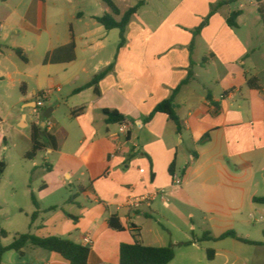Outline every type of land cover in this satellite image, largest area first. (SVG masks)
Here are the masks:
<instances>
[{"label": "crops", "instance_id": "obj_1", "mask_svg": "<svg viewBox=\"0 0 264 264\" xmlns=\"http://www.w3.org/2000/svg\"><path fill=\"white\" fill-rule=\"evenodd\" d=\"M34 1L47 6V0ZM82 1L101 9L57 7L30 14L6 3L8 12L0 19V98L17 93L22 111L16 126L29 130L30 148L32 124L41 128V137L54 135L56 149L41 140V159L49 170V156L57 155L64 165L61 178L69 180L61 184L71 186L67 199L49 205L40 223L32 214L27 234L81 246L87 236L86 264H118L120 245L135 240L147 247L173 246L168 264H264V230L252 237L239 229L245 224L240 210L264 197V65L247 63L251 45L238 34L243 12L238 10L236 27L229 28L230 13L210 14L216 0H144L118 47L119 31L95 20L109 12L104 0ZM111 1L123 14L141 0ZM104 71L95 91H76ZM251 77L261 90L247 86ZM178 86L172 103L177 128L153 112ZM46 89L53 92L39 111L35 103ZM60 109L66 111L64 124L55 116ZM104 110L122 116L126 133L119 123L107 122ZM172 176L181 179L179 187L172 186ZM47 188L42 184L38 191ZM160 189L167 202L155 196L136 209L127 206L130 198ZM110 217L121 231L109 227ZM229 231L258 245L230 237L200 240ZM22 252L16 264H68L29 244Z\"/></svg>", "mask_w": 264, "mask_h": 264}, {"label": "rangeland", "instance_id": "obj_2", "mask_svg": "<svg viewBox=\"0 0 264 264\" xmlns=\"http://www.w3.org/2000/svg\"><path fill=\"white\" fill-rule=\"evenodd\" d=\"M220 2L226 4L217 6ZM6 3L18 5L21 13L30 14L45 10L49 13L54 12L53 10L57 7L65 11L83 9V7L86 10L94 9L95 11L101 9L100 6L92 8L82 0H74L72 3H68L67 0H47V6L34 0H0V19L8 12ZM210 5L209 8L213 11L224 14L238 10L243 12L244 16L240 20L238 34L242 38H248L251 45L250 52L252 56L247 63L248 65L252 63L256 67L264 65V60L262 61L260 57L262 54L264 57V13L261 15L257 9L260 7L264 10V0H216ZM259 48L260 53L257 52ZM248 65L247 67L252 69ZM260 77L264 82V74ZM211 87L213 88L214 85ZM17 97V93L12 92L8 99L0 98V121L4 122L1 125V132L5 137V141L0 145V162L4 164V170L0 178V231L6 233L5 237H0V247L10 245L17 234L28 233L32 214L37 215L35 220L40 223L42 218L47 217L49 205L61 203L64 199H67L69 196L67 191L71 188L68 185L63 187L61 184L63 179L61 178V171L64 165L58 161L57 155L54 153L49 156L47 162L49 170H46L43 165L42 152L37 153L33 160L25 159V154L30 151V143L25 138L29 135V130L16 126L22 111L19 105H16ZM43 103L47 105L48 101L44 100ZM25 112L29 115L28 109ZM65 112L64 109H60L55 114L63 124L65 123ZM23 126L24 124L21 123L20 127ZM3 146H5V150H3ZM63 181L68 183L69 180L63 179ZM42 184L48 185V188L39 192L38 189ZM261 193L264 195V186ZM32 196L40 210L46 209L45 213L36 210ZM254 206L245 205L240 210L241 219L245 224H242L239 229L242 233L250 230L252 237H259L261 231L264 230V204L255 203ZM250 215H252V218H250ZM17 258H19L17 251H5L0 254V264H16Z\"/></svg>", "mask_w": 264, "mask_h": 264}, {"label": "trees", "instance_id": "obj_3", "mask_svg": "<svg viewBox=\"0 0 264 264\" xmlns=\"http://www.w3.org/2000/svg\"><path fill=\"white\" fill-rule=\"evenodd\" d=\"M44 1V0H39ZM231 1V0H229ZM104 3L109 9L108 13L103 14L100 17L95 18V20L102 25L106 30L117 29L119 31V43L118 47H121L124 44L125 38V29L126 26L132 16H134L137 10L144 4V0L139 1L135 6L129 8L123 14H120L119 10L116 6L112 3L111 0H104ZM225 2L218 3L217 6L225 5ZM261 15H263L264 10L260 7L257 8ZM213 12L211 10L210 14ZM239 11H234L229 14L226 19V25L229 28L236 27V19L239 16ZM120 16V19L117 21L115 17ZM207 20H204L202 24L196 29L194 34L198 33L199 30L206 24ZM17 55L20 54L18 50L14 51ZM105 71L99 73L98 75L94 76L92 80L86 84L85 86L77 89L76 91H81L83 89L94 87V91L96 88L97 82L104 76ZM191 76V73L188 74L186 80H184L181 85H183L187 79ZM247 86L252 90H261L259 80L256 77H251L247 80ZM178 86L167 100L159 103L156 108L154 109L153 113H161L166 115L171 121H173L176 127H179L178 118L175 115L174 109L172 108V103L175 94L179 90ZM37 110L41 111L43 109V105L36 107ZM104 115L107 117L108 123H121L123 118L120 114L116 111L104 110ZM41 128L35 124H32L30 127V141H31V148L25 154V159L33 160L37 153L43 150V143L41 140L44 138L53 149L57 148V143L54 135L51 134H43V137L40 136ZM4 170V164L0 162V178L1 174ZM32 201L34 206L36 207V201L32 196ZM253 202L257 204H264V197H254ZM33 218V216H32ZM109 227L115 231H121L122 227L117 221L115 217H110L108 220ZM6 233L4 231H0V237H5ZM233 238L239 242L249 244V245H258V243L248 241L244 238L238 237L234 232L229 231L222 234L219 238H211L208 234L201 237L200 240L209 239V240H219L222 238ZM32 245L34 247L43 249L45 251L54 252L58 254L62 259L68 262V264H86L88 255H89V248L86 246H81L79 244L74 243L73 241L67 238H60L49 236L45 238H38L30 234H17L10 245L6 247H0V254L8 250H14L22 255V249L26 245ZM188 243H183L181 245H187ZM211 252H208L210 255ZM174 258V247L167 246L162 248L157 247H147L143 246L137 240L134 241L133 244H121L119 247V263L118 264H168Z\"/></svg>", "mask_w": 264, "mask_h": 264}, {"label": "built area", "instance_id": "obj_4", "mask_svg": "<svg viewBox=\"0 0 264 264\" xmlns=\"http://www.w3.org/2000/svg\"><path fill=\"white\" fill-rule=\"evenodd\" d=\"M53 92V89H46V90H43L40 94H39V100L35 103V106L36 107H39V106H42V101L47 99L50 94ZM3 123L0 121V128H1V125ZM119 126H120V132L121 133H126L127 131V126L124 124V123H119ZM1 133V131H0ZM1 139H3V137L1 136ZM1 145V143H0ZM3 150H5V147H3ZM120 151V147L117 145L116 146V152H119ZM121 152V151H120ZM141 173H143V170H140ZM181 185V179L176 177V176H172V186L173 187H179ZM159 197L162 201L164 202H167L168 199L166 197V191L164 189H160L157 193L153 194L152 196H147V197H133V198H130L128 201H127V206L128 207H131V208H138L140 207V205L143 203V202H146V201H149L151 200L153 197ZM250 218H252V215H250ZM90 243V240L89 238L86 236L83 238V244L84 246L87 247V245Z\"/></svg>", "mask_w": 264, "mask_h": 264}, {"label": "water", "instance_id": "obj_5", "mask_svg": "<svg viewBox=\"0 0 264 264\" xmlns=\"http://www.w3.org/2000/svg\"><path fill=\"white\" fill-rule=\"evenodd\" d=\"M43 117H44V118H47V117H48V115H47V114H44V115H43Z\"/></svg>", "mask_w": 264, "mask_h": 264}]
</instances>
